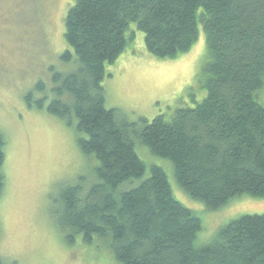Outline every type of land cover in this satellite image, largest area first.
<instances>
[{
	"label": "trees",
	"instance_id": "obj_1",
	"mask_svg": "<svg viewBox=\"0 0 264 264\" xmlns=\"http://www.w3.org/2000/svg\"><path fill=\"white\" fill-rule=\"evenodd\" d=\"M72 1L64 38L75 57L68 51L62 60L75 58L78 67L53 76L56 98L47 111L76 122L94 181L58 189L57 222L69 242L77 235L86 245L103 242L118 264H264V214L243 216L198 245L201 220L175 198L161 167L145 177L136 151L140 145L168 161L177 186L208 211L244 196L264 199V0ZM200 24L203 102L151 122L106 108L105 68L133 40L131 25L151 56L174 60L192 50ZM6 145L0 132V200ZM0 264L18 263L0 257Z\"/></svg>",
	"mask_w": 264,
	"mask_h": 264
},
{
	"label": "rangeland",
	"instance_id": "obj_2",
	"mask_svg": "<svg viewBox=\"0 0 264 264\" xmlns=\"http://www.w3.org/2000/svg\"><path fill=\"white\" fill-rule=\"evenodd\" d=\"M72 0H0V132L6 138L5 193L0 200V257L18 264H118L103 242L75 243L59 227L58 189L93 180V163L77 146L76 122L68 126L47 111L55 100L53 76L77 70L66 44L65 17ZM133 40L113 65H107L102 83L106 108L123 112L130 122L158 116L171 119L180 108H195L207 97L203 64L206 38L174 60L151 56L145 36L131 25ZM74 56V54H73ZM75 57V56H74ZM31 97L27 99V97ZM264 97V94H263ZM42 101L44 108H37ZM136 151L146 166L161 167L175 198L201 220L198 245H208L217 232L246 215H263L264 199L248 196L219 211L190 199L177 186L171 164L154 157L143 146ZM84 184V185H82Z\"/></svg>",
	"mask_w": 264,
	"mask_h": 264
}]
</instances>
